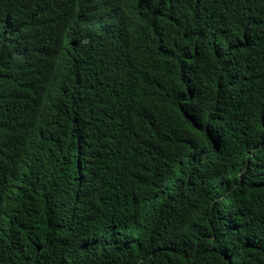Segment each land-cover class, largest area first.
I'll return each instance as SVG.
<instances>
[{
  "label": "trees",
  "instance_id": "1",
  "mask_svg": "<svg viewBox=\"0 0 264 264\" xmlns=\"http://www.w3.org/2000/svg\"><path fill=\"white\" fill-rule=\"evenodd\" d=\"M0 264H264V0H0Z\"/></svg>",
  "mask_w": 264,
  "mask_h": 264
}]
</instances>
